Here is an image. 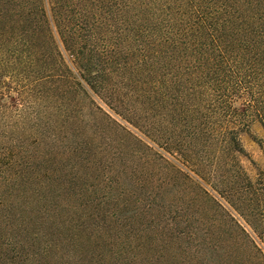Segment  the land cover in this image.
Masks as SVG:
<instances>
[{"label": "trees", "instance_id": "obj_1", "mask_svg": "<svg viewBox=\"0 0 264 264\" xmlns=\"http://www.w3.org/2000/svg\"><path fill=\"white\" fill-rule=\"evenodd\" d=\"M264 0H0V264H264Z\"/></svg>", "mask_w": 264, "mask_h": 264}, {"label": "rangeland", "instance_id": "obj_2", "mask_svg": "<svg viewBox=\"0 0 264 264\" xmlns=\"http://www.w3.org/2000/svg\"><path fill=\"white\" fill-rule=\"evenodd\" d=\"M242 142L249 156L243 164L250 175L256 176L258 170L264 172V127L255 123L251 132L243 134Z\"/></svg>", "mask_w": 264, "mask_h": 264}]
</instances>
